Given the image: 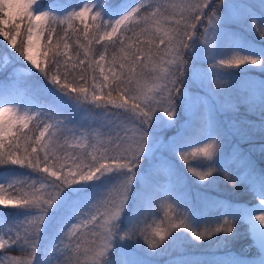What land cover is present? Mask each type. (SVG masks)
<instances>
[{"label": "snow or ice", "instance_id": "1", "mask_svg": "<svg viewBox=\"0 0 264 264\" xmlns=\"http://www.w3.org/2000/svg\"><path fill=\"white\" fill-rule=\"evenodd\" d=\"M235 23L264 39V0L259 9L237 0H138L134 6L124 0L116 8L89 0L71 11L40 0H0V37L14 53L0 56V74L7 73L0 96L23 90L45 98L31 111L0 100V264H150L147 257L189 234L195 242L226 244L240 226L264 264V172L255 175L238 145L223 151L226 137L241 130L205 109L194 128L162 135L175 127L178 99H192L203 57L204 75L216 78L208 83L217 89L252 68L264 72V45L234 41L227 29ZM225 42L236 49L228 58L221 54ZM37 74L46 84L33 79ZM245 87L243 102L259 108L264 135V80H247ZM88 105L99 110L91 125L70 126L74 110ZM161 151L200 182L235 165L236 173L224 179L243 184L252 201L206 200L215 223L198 230L178 212L179 203L165 200L163 219L149 224L148 216L157 215L152 184ZM169 166L182 181L175 160ZM13 250L23 256L7 254ZM223 256L213 264L246 261Z\"/></svg>", "mask_w": 264, "mask_h": 264}, {"label": "rangeland", "instance_id": "2", "mask_svg": "<svg viewBox=\"0 0 264 264\" xmlns=\"http://www.w3.org/2000/svg\"><path fill=\"white\" fill-rule=\"evenodd\" d=\"M98 1L100 0H90V2L94 4H98ZM161 1L163 0H159V2ZM85 2H89V0H40V5L47 6L51 4L56 7H67L68 11H71L74 8L78 10V8L82 7ZM136 2H138V0L133 1L130 4L134 6ZM146 2H150V0H146ZM237 2L259 9V0H237ZM227 30L232 39L236 42L247 41L249 43H254L256 46L264 45V39L246 24H230ZM26 38V33H24V39ZM11 50L12 49L7 46V42L0 37V56L9 53ZM235 51L236 49L232 46L231 42H225L222 46L221 54L225 58H228L233 55ZM249 67L251 68L252 66ZM206 68H208V63L207 57L205 56L203 57L202 62L198 61L196 63V83L192 85L190 92L192 99H178L175 127L165 130L162 135L165 138L173 137L178 130L182 131L185 128H194L196 123L201 119L205 109H211L224 125L230 126L234 123L241 130V134L239 135L229 134L226 137L223 151H230L233 145H238L239 149L245 154L249 162L255 163L256 158L264 157V151H261V148L264 147V135H262L259 130L262 117L258 107L256 109L249 108L243 102L242 98L247 94L245 81L254 80L258 82L264 80V72H261L258 68H252L250 72L242 76L232 77V79L228 81V87L226 89H217L214 82L209 85L208 81H214L216 78L212 77L210 73L206 77L204 75V70ZM9 71H11V68H9ZM1 75H5L6 77L7 73L0 74V76ZM201 79H204V84L200 83ZM2 99L15 100L16 105L20 107L21 111H31L33 105H43L45 103L34 97L23 96L20 90L12 92L10 96H0V100ZM231 105H238V107L234 110H224V107H230ZM98 111V109L92 111H89L88 109L80 110L78 116L72 119V125L70 126L78 127L80 124H84L85 127H89L94 113ZM112 111L115 112L116 110ZM238 111H244V118H236L235 115ZM124 118L125 114H123L121 110L119 119ZM249 125H255V127H249ZM32 126L33 123L30 122V127ZM92 126L95 127L96 125ZM78 130L83 131L84 129L78 128ZM156 159L159 160L160 163L156 164L154 167L155 175L152 184V197L154 200L153 211L156 212L157 215L148 216L147 222L149 224H152L153 220L159 223L163 219V209L161 205L165 200L168 202L179 203L181 207L178 209V212L187 215L191 225L198 230H202L209 224L215 223V213L212 209L203 207L200 209H194L191 203L192 198H196L202 203L206 200L210 201L218 198L214 195H212L213 198H207L206 195L209 193L207 190H212L210 192L226 193L227 196L237 198L241 204L252 201V196L249 190L243 184H237L234 186L233 184L227 183L224 179L225 176L234 175L236 173L237 167L235 165H233L228 171L216 174L214 178L211 179V182H200L187 171V168L182 161H179L178 158L171 156L169 153L163 151L157 152ZM172 160H175L176 167L184 177L182 181L178 182L171 171L169 161ZM201 162L202 161L199 159L194 160L193 166L198 167ZM152 163L153 161L151 159L146 161L145 168H148ZM18 171L25 173L30 172V170L27 169H19ZM198 211H200V215L198 214ZM141 226L143 227L144 225ZM242 236H244V238L239 244L240 250L238 255L233 252L231 254L246 259L245 264H260V257L257 250L251 246L244 226L238 227L235 234L231 235L228 241L231 239L235 240L234 238L237 237L241 238ZM43 244L44 242L42 241L41 250H43ZM226 244L223 241L217 244L215 240L195 242L191 240L189 234L188 239L182 244H171L164 247L156 255L147 258L149 259L150 264H173L177 259L196 260L200 261L201 264H213L215 260H222L219 255L221 253L220 251L225 249ZM53 264H55V261H53Z\"/></svg>", "mask_w": 264, "mask_h": 264}, {"label": "trees", "instance_id": "3", "mask_svg": "<svg viewBox=\"0 0 264 264\" xmlns=\"http://www.w3.org/2000/svg\"><path fill=\"white\" fill-rule=\"evenodd\" d=\"M132 1H134V0H127L128 3H131ZM123 2H124V0H100V1H98V5L108 4L111 7L116 8V7H119ZM174 2L175 3H178V2H180V0H163L160 3H174ZM80 27L82 28V25ZM197 31H200V29H198ZM21 38L24 39V34L22 35ZM103 43L104 42L102 41L100 44L95 45L96 49L97 50H102ZM6 52H7V50H6ZM9 53H13V50H11ZM4 76L5 75H3V76L1 75L0 76V79H3L4 80L5 79ZM33 79L39 81L41 84H46V82L43 80V78L42 77H39L38 74ZM21 92H22V94L25 97H34V98H36V99H38L40 101H44L45 102V98L43 96L37 97L34 94H32L31 92H25L23 90H21ZM83 109H88L89 111L95 110V108L93 106H91V105L85 106ZM80 110H82V109L74 110L73 118H76L78 116V113H79ZM241 112L238 111L236 113V115H235L236 118H238V119L244 118L243 117L244 111H241ZM246 118H248V117H246ZM250 165H251L252 168H254L255 175L258 177L261 172H264V157H262V158H256L255 163L254 162L253 163H250ZM2 171H5V169H0V172H2ZM210 191H212V190H210ZM210 191L207 190V192H209L206 195L207 198L208 197L213 198L212 195H214L215 197H218L219 199L221 198L220 199L221 201H232V202L239 203V201L237 200V198L227 196L226 193H223V192H210ZM191 203H192L194 209H200L201 207L207 208V209H212L211 207H209V206L206 205L205 201L202 203V202H200L196 198H194V199L192 198ZM198 214L199 215L201 214L200 211H198ZM239 238L240 237L234 238L235 240H233V239L229 240L228 243L226 244L225 249L220 251L221 253H220L219 256H220V258L222 260H224V259L227 258V257L223 256L226 253L234 252V253L237 254L239 252V250H240L239 249V244L243 240L244 236H242L240 239ZM7 254L8 255H19V256H23V253L19 252V250H13L12 252H9Z\"/></svg>", "mask_w": 264, "mask_h": 264}]
</instances>
